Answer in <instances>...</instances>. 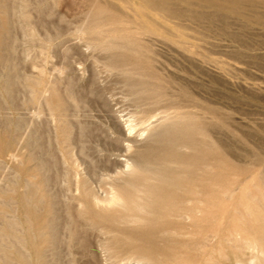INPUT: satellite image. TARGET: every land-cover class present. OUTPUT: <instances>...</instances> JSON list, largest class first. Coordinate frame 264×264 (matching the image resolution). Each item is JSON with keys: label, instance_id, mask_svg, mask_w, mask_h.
<instances>
[{"label": "rangeland", "instance_id": "1", "mask_svg": "<svg viewBox=\"0 0 264 264\" xmlns=\"http://www.w3.org/2000/svg\"><path fill=\"white\" fill-rule=\"evenodd\" d=\"M261 239L264 0H0V264H264Z\"/></svg>", "mask_w": 264, "mask_h": 264}, {"label": "bare ground", "instance_id": "2", "mask_svg": "<svg viewBox=\"0 0 264 264\" xmlns=\"http://www.w3.org/2000/svg\"><path fill=\"white\" fill-rule=\"evenodd\" d=\"M214 199V198H213ZM205 201H207L206 199H205ZM206 204V203H205ZM222 209V208H221ZM202 211H203V209H202ZM207 213V212H206ZM213 213V212H212ZM205 215V214H204ZM210 217H212V216H210ZM208 218H209V216H208ZM205 221H206V219H204ZM249 223H250V221H249ZM248 224V223H247ZM246 225V224H245ZM246 228V227H245ZM205 229H206V227H205ZM251 231V230H250ZM258 234V233H257ZM259 237H260V232H259ZM263 237V236H262ZM262 240V239H261ZM263 241V240H262ZM262 243H264V241L262 242ZM255 258H253L252 259V261L250 260L249 261V263L251 262L252 264H256V260H254Z\"/></svg>", "mask_w": 264, "mask_h": 264}]
</instances>
